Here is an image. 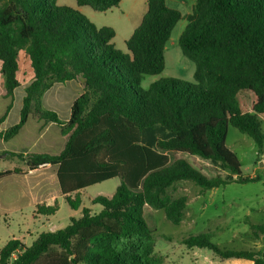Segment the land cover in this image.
<instances>
[{
  "label": "trees",
  "instance_id": "1",
  "mask_svg": "<svg viewBox=\"0 0 264 264\" xmlns=\"http://www.w3.org/2000/svg\"><path fill=\"white\" fill-rule=\"evenodd\" d=\"M59 0H0V76L12 108L22 85L24 66L32 74L17 124L0 139L15 138L33 116L55 124L66 138L63 150L49 153H1L21 159L29 171L58 165L61 194L72 210L82 207V191L119 179L112 198L98 196L99 213L82 208L79 218L55 232L38 235L31 246L10 240L0 250V264H164L155 256L154 211L180 225L188 198H172L169 189L189 181L203 190L229 182L209 178L188 157L220 164L236 182L260 181L241 176V162L227 146L229 126L264 148V0H197L191 15L171 9L167 0H148L140 26L126 42L114 44L111 27H97L79 10ZM97 12L118 8L122 0H76ZM186 20L179 46L195 64V84L163 78L145 90L147 76L163 73L165 46L177 24ZM77 81L83 93L62 121L43 106L56 83ZM0 171V180L22 174ZM59 205L41 204L36 213L54 216ZM260 250H229L211 234L184 240L188 248L208 249L221 261L264 264V224L250 223Z\"/></svg>",
  "mask_w": 264,
  "mask_h": 264
},
{
  "label": "rangeland",
  "instance_id": "2",
  "mask_svg": "<svg viewBox=\"0 0 264 264\" xmlns=\"http://www.w3.org/2000/svg\"><path fill=\"white\" fill-rule=\"evenodd\" d=\"M147 1L124 0L118 8L106 13L94 11L89 7L80 9L91 22L98 25L97 27H114L116 29L114 43L118 49L127 52L125 42L131 37V26L140 23L141 13L147 11ZM58 5L77 7L76 0H60ZM179 24L174 31V39L177 38L181 29L182 25ZM194 72L195 64L182 54L177 42L175 44L170 42L166 53L165 70L160 75L145 77L142 86L145 90H148L150 85L156 81L179 75L195 84ZM21 80L24 86L32 80V74L28 71L27 66H24ZM60 85L62 86L57 87L58 85H56L52 91V93L58 94L54 98L57 110L47 108L45 103L44 107L56 112L61 119H65V110L62 108L69 104V96L73 94L70 88L73 87L71 84L69 85V82ZM80 89L83 92L82 87ZM4 92L5 81L0 76V115L5 111L8 102L11 101L4 98ZM42 124L45 123L31 116L24 133L14 138L12 142L0 143V149L17 153L27 151L30 153L48 152L58 154L65 143L61 129L53 124L45 133V137L38 140L40 135L38 130ZM261 125L264 133V120H261ZM51 139L61 141V145L54 148L52 146L48 150L46 141ZM226 144L241 162V176L243 178L259 177L260 181L245 184L238 183L236 182L237 177L225 170L220 164L198 156L195 158L188 157L191 164L207 177L220 176L229 183L212 190H203L202 187L192 182L181 181L169 189V196L172 198L187 197L188 203L184 211V219L180 225H174L168 221L163 210L154 211L157 224V231L154 234V253L155 256L164 259V264H231L233 260L221 261L208 249H190L183 244L184 240L190 237L207 233L213 236V243L224 249L257 251L262 248V242L253 235L250 223L254 225L264 224V148L260 152L252 138L241 133L233 126H229ZM23 164V161L18 158L5 155L0 157L1 171L22 167ZM119 184V179H112L85 189L82 193V208H89L92 213H99L102 207L98 204L93 205L92 199L98 196L112 198ZM55 203L59 205V211L50 223L44 222L45 225L30 226L33 236L32 238L28 237L27 247L32 245L39 234L49 232L54 226L65 228L69 225L72 215H78V217L81 215L79 212L75 214V211L70 208L64 198ZM23 211L25 217L30 216L27 209ZM9 212L12 213L10 210ZM2 213H0V249L5 246L8 240H12L13 237H21L24 234V225L19 221L20 217L16 213Z\"/></svg>",
  "mask_w": 264,
  "mask_h": 264
},
{
  "label": "crops",
  "instance_id": "3",
  "mask_svg": "<svg viewBox=\"0 0 264 264\" xmlns=\"http://www.w3.org/2000/svg\"><path fill=\"white\" fill-rule=\"evenodd\" d=\"M123 1L124 0H122V3H123ZM196 3H197V0H167V5L171 9H174V10L181 12L184 16L191 15L193 13V10H194ZM76 4H77V2H76ZM59 6H65V5H59ZM68 7H70V6H68ZM71 8L79 10L81 13L83 12L78 7V5H77V7H71ZM146 12L147 11H145L143 14L141 13L140 19H139L140 23H137L136 25L131 26L130 32H132V33L130 36H132L134 31L140 26ZM103 13H106V12H103ZM179 23L178 24L182 25V26H181V29L179 31L177 38L174 39V36H173L174 31L177 27L176 26L174 28L172 34H171L170 40L167 42V44L165 46V60H166V53L168 51V44L170 42L173 44H175V42H177L179 45L180 37L188 25V22L186 20H182ZM94 24L96 26H98L96 23H94ZM102 26H106V25H102ZM114 30H116V29L114 28ZM128 40H126V42ZM115 46H116V44H115ZM166 78H176V79H180L183 81L191 82L188 79L187 80L184 79L182 77V75L174 76V77H166ZM193 78H194V74H193ZM30 83L26 86L21 85L19 88H17L15 90L14 99L12 101V108L7 113L4 121L0 124V132L6 131L8 127L10 128V126L12 127L19 122L20 113H21V110L23 107V99L26 95L25 89L30 85ZM76 83H78V82L77 81H69V85L71 84L73 87L72 89L70 88V90H72L73 94L71 96H69V104L67 106H65L64 108H62L65 110V113H64L65 119H61L60 116L58 115L62 121H68L69 120L70 113H71V106H72L73 102L83 93L80 89V87H82V86H79L81 84L78 83L79 84L78 85ZM60 84L61 83L54 84L53 87L44 95L43 106L45 103V106H47V108L52 109V110H57V107H55V104H54V98L56 96H58V94L52 93V91L56 85H58L57 87H61L62 85H60ZM4 94H5V92H4ZM10 103H11V101L8 102L5 111L0 115V119L6 113L7 107ZM62 109H60V110H62ZM29 122H30V119L27 122V124L23 127V129L21 130L19 135H17L16 137H18L22 133H24ZM52 126H53V124H42L38 130V133L40 134L38 137V140L45 137V133L48 132V129H50ZM12 140L6 142V141H3L2 139H0V143H9V142H12ZM65 143H66V138H65ZM65 143H64V146H65ZM59 145H61V141H59V140L51 139V140L46 141V148L48 150H49V148H52V146L54 148V147L59 146ZM64 146H63V148H64ZM63 148L59 151V153L63 150ZM2 152L4 153V152H11V151H6V150L0 149V153H2ZM13 153H17V152H13ZM19 153H25L26 154V153H30V152L21 151ZM43 153H48V152H43ZM49 154H51V153H49ZM53 155H57V154H53ZM58 168H59L58 165H47V166L41 167L37 170L29 171L26 164L24 163L22 167H15V168L9 169V170L20 169L23 171L22 174H18V175L14 174V175H11L9 177H6V178L0 180V213L1 214H3L2 212L10 213L9 212V210H10L12 213H16L20 217L19 221L24 225L23 226L24 227V229H23L24 234L21 235V237H13V239L19 240L25 246H27L26 241L28 240V237L32 238V236H33V233H31L32 231L30 229L31 225H37V224L45 225L44 222L50 223L52 221V219H54V217H55V216L45 217V216L38 215L36 213V207L38 205H41V204H46L48 206H51L55 202H59V200L61 198L65 199V197L61 194V190H60V186H59V182H58V178H57ZM83 191H82V193H83ZM23 205H25V206L22 207ZM82 205H83V200H82ZM6 208H8V209H6ZM24 209H27L29 211V214H30L29 217H25L24 211H23ZM74 211H75V214L79 212L82 215V207L80 209L74 210ZM12 213H10V214H12ZM4 214H6V213H4ZM81 215L79 217H81ZM6 216H7V214H6ZM71 217L79 218L78 215L77 216L72 215ZM59 229H62V228H60L58 226H54V227H52V229L49 232H55ZM10 240H8L5 243V245ZM258 250H260V248ZM231 260H233V262H231V264H253L252 261H248V260H237V259H231Z\"/></svg>",
  "mask_w": 264,
  "mask_h": 264
}]
</instances>
